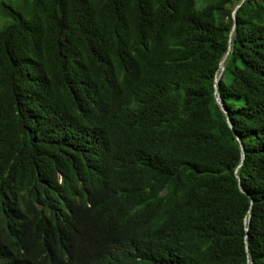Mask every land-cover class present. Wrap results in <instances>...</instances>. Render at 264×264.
Returning <instances> with one entry per match:
<instances>
[{
    "label": "trees",
    "instance_id": "obj_1",
    "mask_svg": "<svg viewBox=\"0 0 264 264\" xmlns=\"http://www.w3.org/2000/svg\"><path fill=\"white\" fill-rule=\"evenodd\" d=\"M0 264H264V0H0Z\"/></svg>",
    "mask_w": 264,
    "mask_h": 264
},
{
    "label": "water",
    "instance_id": "obj_2",
    "mask_svg": "<svg viewBox=\"0 0 264 264\" xmlns=\"http://www.w3.org/2000/svg\"><path fill=\"white\" fill-rule=\"evenodd\" d=\"M239 5H236V7L234 8V10H233V14L235 13V10H236V8L238 7ZM232 34V32L230 33V35ZM230 47V46H229ZM226 55H227V53H226ZM226 55L223 57V59H222V61L220 62V64L222 65V63H223V61H224V59L226 58ZM220 68H221V70H223V66L221 67L220 66ZM217 82V79L215 80V83ZM216 93V91H214V94ZM216 102L220 105V107H221V109H223L224 110V107H223V105H222V103H221V101L219 100V98L218 97H216ZM224 112H225V110H224ZM228 121V123H229V125H231L230 124V122H229V119L227 120Z\"/></svg>",
    "mask_w": 264,
    "mask_h": 264
},
{
    "label": "rangeland",
    "instance_id": "obj_3",
    "mask_svg": "<svg viewBox=\"0 0 264 264\" xmlns=\"http://www.w3.org/2000/svg\"><path fill=\"white\" fill-rule=\"evenodd\" d=\"M198 2L201 4V0H198ZM222 70L217 74V78L220 76Z\"/></svg>",
    "mask_w": 264,
    "mask_h": 264
}]
</instances>
